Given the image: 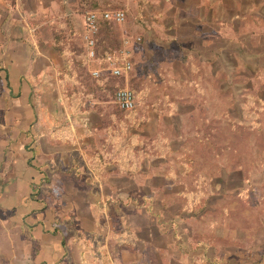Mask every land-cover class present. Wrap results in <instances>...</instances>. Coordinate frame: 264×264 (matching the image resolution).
Here are the masks:
<instances>
[{
  "label": "rangeland",
  "instance_id": "374dc122",
  "mask_svg": "<svg viewBox=\"0 0 264 264\" xmlns=\"http://www.w3.org/2000/svg\"><path fill=\"white\" fill-rule=\"evenodd\" d=\"M40 1L26 0L30 36L56 61L30 99L55 90L59 129L0 149V264H44L37 236L54 224V264H264V0ZM107 9L126 19L102 23L90 60L84 18ZM108 51L130 56L128 77L109 74Z\"/></svg>",
  "mask_w": 264,
  "mask_h": 264
},
{
  "label": "crops",
  "instance_id": "0c3cea01",
  "mask_svg": "<svg viewBox=\"0 0 264 264\" xmlns=\"http://www.w3.org/2000/svg\"><path fill=\"white\" fill-rule=\"evenodd\" d=\"M37 2L41 4L40 0ZM26 5V0H0V149H5L7 146L12 147V137L15 131L23 135L24 140L22 141L24 142H28L29 138L34 135L42 142L46 141L51 145L59 129L55 126L58 125L57 118L59 117L56 111L60 109L61 103L55 99L48 102L44 100L46 95L54 94L55 90H47V88L45 90L42 85V88L36 89L39 98L36 107L31 103L30 95L34 91L32 80L37 78L44 80L43 67L47 65L53 67L56 59L52 56V58L46 57L43 49L51 38L45 39L41 33L30 36V31L37 32L40 25L37 21L33 28L30 27L26 20L30 13ZM32 12L31 14L36 16L41 13L36 9ZM49 45L51 46V43ZM33 48H36L37 55L33 54ZM38 64H41L40 68ZM72 123L73 128L75 122ZM34 126H36L35 133L30 131ZM70 136L75 139L76 132L74 131V135L70 133ZM48 154L54 155V151ZM51 159L54 160L55 157ZM29 163L27 159L25 167L21 170L23 184L25 183L24 176L32 175L33 172V168L28 166ZM36 175L39 173L36 172ZM39 210L31 208L27 209L26 213L30 214L33 211V217L37 220L43 218L42 221H44L47 218V210ZM53 226L57 228L58 225ZM53 228L50 233H43L42 238L37 236L40 238L37 240L40 246L38 255H43L42 259L37 256L44 264L59 262L66 252L62 234ZM58 235L60 239L55 240ZM22 238L29 240L26 234H21Z\"/></svg>",
  "mask_w": 264,
  "mask_h": 264
},
{
  "label": "built area",
  "instance_id": "2783aa9c",
  "mask_svg": "<svg viewBox=\"0 0 264 264\" xmlns=\"http://www.w3.org/2000/svg\"><path fill=\"white\" fill-rule=\"evenodd\" d=\"M126 19V13L122 9L116 10H92L87 12L84 18V41L86 44L87 57L91 60H97L96 36L100 29V21L111 20L116 23H122ZM109 73L114 76L128 77L133 68V62L127 53L108 54L102 58ZM94 76L100 75L99 69H93ZM114 103L122 110H131L136 106V94L130 87L120 88L114 97Z\"/></svg>",
  "mask_w": 264,
  "mask_h": 264
},
{
  "label": "trees",
  "instance_id": "16d2710c",
  "mask_svg": "<svg viewBox=\"0 0 264 264\" xmlns=\"http://www.w3.org/2000/svg\"><path fill=\"white\" fill-rule=\"evenodd\" d=\"M103 22H110V23H116V22H114V21H111V20H102V21H100V29H99V32H98V34H97V36H96V51H97V56L99 57V55H98V36H99V33L101 32V26H102V23ZM56 46H57V49H58V51H60V52H62L61 51V49H62V47H60V46H58V44H56ZM112 53V51H108V52H106L104 55H103V58L105 57V56H107L108 54H111ZM132 60V59H131ZM132 71H133V68H132ZM131 71V72H132ZM111 76H113V77H116V78H121V77H124V76H114V75H112L111 73H109ZM131 74V73H130ZM100 76V75H99ZM99 76H96V77H99ZM120 88H123L122 86H119V87H117L116 88V90H115V92H114V97H115V94H116V92L120 89ZM132 89V88H131ZM133 90V89H132ZM134 91V90H133ZM136 94V93H135ZM65 244V243H64Z\"/></svg>",
  "mask_w": 264,
  "mask_h": 264
}]
</instances>
